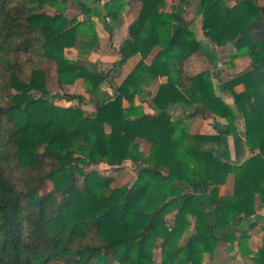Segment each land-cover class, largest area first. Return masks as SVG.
Masks as SVG:
<instances>
[{
    "label": "trees",
    "instance_id": "obj_1",
    "mask_svg": "<svg viewBox=\"0 0 264 264\" xmlns=\"http://www.w3.org/2000/svg\"><path fill=\"white\" fill-rule=\"evenodd\" d=\"M67 1L0 0V264H203L220 241L231 242L230 250L237 241L243 257L264 264V243L254 254L249 248L258 222L239 236L230 226L256 215L258 199L264 205V0H180L170 9L166 0H109L105 13L80 0L82 20L66 14ZM195 1L205 36L231 45L233 59H250L220 82L234 106L216 91L210 69L187 66L204 54L183 14ZM127 7L136 17L117 64L142 58L109 96L102 89L109 72L87 57L99 46L92 17L112 38L109 20H121ZM76 45L85 50L68 58L65 49ZM51 62L60 87L85 81L88 96L63 95L93 103L94 112L54 102L45 68ZM163 76L152 97L159 112L148 114L136 99ZM177 103L196 106L190 116L212 118L216 133H190L168 111ZM223 135L234 138L237 154L246 146L251 155L218 156ZM126 161L140 167L131 186L112 187L113 176L87 170ZM230 173L235 191L223 196L219 186ZM207 209H216L214 221Z\"/></svg>",
    "mask_w": 264,
    "mask_h": 264
},
{
    "label": "crops",
    "instance_id": "obj_2",
    "mask_svg": "<svg viewBox=\"0 0 264 264\" xmlns=\"http://www.w3.org/2000/svg\"><path fill=\"white\" fill-rule=\"evenodd\" d=\"M103 2V4L101 3ZM94 4H97L98 6H95L98 8L101 12L105 13L104 9V0L103 1H98L94 3V0H91L89 5L93 6ZM103 9H101V7ZM130 15V16H129ZM129 18V21L126 20V18ZM136 17V13L131 11L129 7L126 8L125 12L123 13V23H116L114 21H110L111 25L114 26V31H113V36L112 38H105L104 36H101L102 40V47L105 50L103 53L99 54L100 55V61L103 62L104 64L106 63H112L115 65L117 62L120 60V54L116 53H111L107 50V42L110 43V46H114L115 50L119 49L122 43L129 37V25L132 22V20ZM202 27V25H201ZM200 27V28H201ZM198 29V27H197ZM110 36V35H109ZM105 38V39H102ZM107 39H109L107 41ZM111 39V40H110ZM200 40V39H199ZM113 42V44H112ZM112 44V45H111ZM203 48H205V51L208 52L209 50L207 47L203 44ZM214 48V47H213ZM213 48H209L210 51L213 50ZM116 52V51H115ZM204 56H193L191 59L188 60L187 66L193 70V71H200L207 69V67L203 69H196L199 68V66L205 61L203 59ZM142 56L141 54H136L134 56H131L130 58L127 59V61L122 64V65H116L115 70H112V72L109 74L107 80H106V86H102V89L107 92L109 95H113L116 91V88L120 86V84L123 82V80L127 77V75L131 72V70L134 68V66L141 60ZM206 58V56L204 57ZM241 60L240 58L236 59V65L238 70L235 72H224L223 74L219 73L218 68L212 66V64H209L208 68L211 70L212 75H213V81L215 84V89L218 92V94L222 95L224 100L231 106H234V99L229 93H222L220 90V82L227 79L231 78L234 74L236 75L237 73L242 72L248 66L243 69L239 70V62ZM167 81V77H159L155 85H151L148 87V96L149 94L154 96L156 93L158 87L160 84L164 83ZM236 89L243 90V86L239 85L236 87ZM138 97L136 99V104H140L144 111L148 114H155L158 113L159 110L154 106V103L152 102V99L149 97ZM151 97V98H152ZM147 99V100H146ZM129 103L127 101H124V106H128ZM196 106H190L186 103H177L174 106H171L169 108V113L172 115L173 118H181L182 119V126L186 127L190 133L192 134H215L216 130L213 127V119L212 118H204L202 115H196V116H190L192 112H194ZM218 125L221 129L226 128V122L224 120H218ZM238 129L240 132H243L245 130V124L243 120H240L238 122ZM222 146L218 149L217 154L220 157H223L226 152H229L230 157L232 160L235 161H243L247 159L250 155L251 152L249 149L245 146L244 150L242 153L237 154L236 148H235V143H234V138L232 136H222ZM145 145V146H144ZM144 147H146V151L148 153L150 146L147 144H143ZM235 191V175L233 173H230L227 176V180L224 184L219 186V192L223 196H230L233 195ZM258 202V208L256 215L252 216L250 220L246 219H241L234 221L230 226L231 229H234L236 233L239 234L243 229H246L248 227V224L252 221H257L258 225L252 228L250 232V238H249V248L251 251L256 253L263 245L264 243V205H262L259 201ZM207 213L209 214V217L211 221H214L215 216H216V209L213 210H208ZM171 219L170 222L173 221L174 214H171ZM231 245V242H226V241H220L217 249V253L213 258L210 257L208 253L205 254L203 264H255V262L251 259V257H243L241 255L240 251V246L238 245V242H234V249L230 250L229 246ZM160 250V260H161V249L157 248ZM156 249V250H157ZM155 250V252H156ZM252 256V255H251Z\"/></svg>",
    "mask_w": 264,
    "mask_h": 264
},
{
    "label": "rangeland",
    "instance_id": "obj_3",
    "mask_svg": "<svg viewBox=\"0 0 264 264\" xmlns=\"http://www.w3.org/2000/svg\"><path fill=\"white\" fill-rule=\"evenodd\" d=\"M84 1L87 3H90L91 0H84ZM100 1H103V0H100ZM108 1L109 0H104V4ZM166 1H167V5H166L167 9H170L173 5H177L180 3V0H166ZM79 2H80V0H68L62 6L65 8L66 14L69 17L77 16L80 20H82L84 18L85 13L82 10L81 6H79V4H78ZM95 2H96V0H94V3ZM101 3L103 4V2H101ZM197 3H198V1H195V3L191 2L187 6L185 5L184 6V13H183L187 19L193 20V24H192L191 28L196 32L200 41L203 42V44L209 50L208 52H206L205 48H203L204 54H202L201 56H204V57L206 56V58L203 57V59L205 61L199 66V68H196V69H203L204 67L205 68L207 67V69H209L208 68L209 64H212V66L218 68L219 73H221V74H223L224 72H231L232 70H233L232 72H235L236 70H238V68L236 65V59L237 58L233 59V57H232V52H233L232 49H234V48L231 45H225V46L215 45L210 41V39L208 37L205 36L204 30L201 27L202 19H201V16L197 12V9H198L197 8L198 6H196ZM232 3L233 2H230V3L227 2L228 5H231ZM263 3H264V1H262V4ZM95 6H98V5L94 4L92 7L96 8ZM100 7H101V9H103L102 6H100ZM45 9L49 13L54 14V12H55V10L51 7H46ZM89 18H90L89 16H86V19H89ZM129 18L127 17L126 20L129 21ZM92 19L95 23V30H96V33L98 35L99 46L95 50L91 51V53L87 54V57L92 61V63H97L98 68L100 67V68H102L103 71L109 72V74H110L112 72V70H115L114 66L118 65V64L115 63V65H114L111 62L104 64L103 62H101L99 60L100 59L99 54H101L105 51L102 47L101 36H104L105 38H110V36H109L110 33L105 28V25L102 22V20L99 18V16L94 15L92 17ZM122 19H123V15H122L121 20L116 22V21L110 19L109 22L114 21L116 23H123ZM197 27H198V29H197ZM105 38H102V39H105ZM108 40L109 39H107V41ZM110 43H111L110 41H109V43L107 42V50L109 52L111 51V53L114 52V53L119 55L118 49L115 50V47L110 46ZM112 44H113V42H112ZM209 48H213V50L210 51ZM81 49L85 50L84 47L81 48L78 45L68 47L65 49V51H66L65 55L68 58L77 60L78 58H80L79 56H80V50ZM231 61L234 63L232 64ZM248 63L250 64V59L248 57H241V60L239 62V66H240L239 70L243 69L244 66L247 67ZM45 68H46V70H48V73H49L48 88H49L50 97H53V100L56 104H58L60 106H80L83 110H86L87 112H92V111L94 112L96 110L95 106L91 102L80 103L77 99L69 100L63 95L64 92H69V93H77V94H83L85 96H88V93L86 90L87 85H86L84 80L80 79V80H77V83H75V84L65 85L63 87H60L59 82H58V73H57L56 63H54V62L48 63V64H46ZM106 83L107 82L105 81L102 84V86L103 87L106 86ZM109 96H112V95H109ZM148 97L150 99H152L151 94H149ZM143 98H145V97H143ZM108 130H109V128H108ZM144 146L142 145V149L145 152L146 147H144ZM145 153H147V152H145ZM92 169L100 171L105 176H113L114 177V181L112 182V187H113V186H123V185L131 186L137 178L138 170L140 169V167L138 165L134 164L132 161H126L122 165H118V166L109 165L108 163L103 162L100 164H92L89 167H87V170H92ZM50 188H52L51 183L47 187H44L43 191L48 190V189L50 190ZM171 214H174V212L170 213L167 216L169 223H170V219L172 216ZM154 258L157 261H160V250L159 249L156 250Z\"/></svg>",
    "mask_w": 264,
    "mask_h": 264
}]
</instances>
